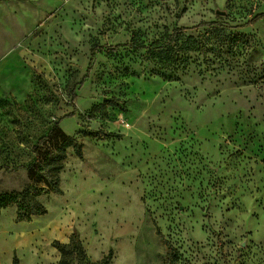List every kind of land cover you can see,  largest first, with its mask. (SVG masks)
Returning a JSON list of instances; mask_svg holds the SVG:
<instances>
[{
	"label": "rangeland",
	"instance_id": "374dc122",
	"mask_svg": "<svg viewBox=\"0 0 264 264\" xmlns=\"http://www.w3.org/2000/svg\"><path fill=\"white\" fill-rule=\"evenodd\" d=\"M260 13L264 0H0V167L31 164L63 117L84 154L65 151L62 194L33 198L46 215L1 212L0 264H60L53 244L74 233L87 264L110 251V264H264V20L248 24ZM178 28L185 64L123 47L85 79L94 46ZM33 185L0 171V195Z\"/></svg>",
	"mask_w": 264,
	"mask_h": 264
},
{
	"label": "trees",
	"instance_id": "16d2710c",
	"mask_svg": "<svg viewBox=\"0 0 264 264\" xmlns=\"http://www.w3.org/2000/svg\"><path fill=\"white\" fill-rule=\"evenodd\" d=\"M264 20V13L255 16L248 24L255 25ZM204 26H220L218 23L201 24L199 27ZM188 31L187 28H178L173 31L171 36L165 42L154 43L151 45L129 43L125 45H118L114 48L96 45L91 51V61L87 69L85 79L89 77L95 57L101 53L113 54L123 47H134L135 50H146L151 59L158 60L163 67L174 66L177 64H185L187 61L185 56H181L182 50L179 49L178 43L182 41ZM73 98H77L76 95ZM112 103L121 109H125V102L113 100ZM74 113L67 116H72ZM65 116V117H67ZM64 118V117H63ZM59 119L49 132L42 136L38 143L33 148L34 161L29 165H20L14 168L8 166L0 167V171L5 169L9 173H16L22 170L28 172L29 178L35 182L31 188L21 193H6L0 195V215L1 212L10 207H16L17 217L16 221L31 222L33 218L44 216L47 214V209L35 199L36 197L48 194H62L60 188V173L64 169V161L66 160L65 151L73 148L76 156L83 159V147L81 143L73 137L68 136L60 127L61 120ZM58 135L61 145L56 154H49L42 152L43 145L53 136ZM115 137L114 135H110ZM41 184L42 186H38ZM157 234L163 238V235L157 230ZM165 243H167L165 241ZM54 247L61 254L60 264H87L86 256L82 248L80 238L77 233H74L72 240L69 244H63L59 241L54 242ZM169 255L167 259L169 260ZM113 259V252L101 261L100 264H110ZM12 264H20L19 258L14 256Z\"/></svg>",
	"mask_w": 264,
	"mask_h": 264
}]
</instances>
